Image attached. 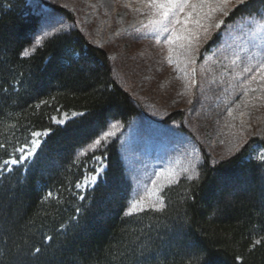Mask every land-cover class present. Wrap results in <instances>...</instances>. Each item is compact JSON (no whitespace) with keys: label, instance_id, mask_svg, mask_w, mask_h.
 Listing matches in <instances>:
<instances>
[{"label":"trees","instance_id":"trees-1","mask_svg":"<svg viewBox=\"0 0 264 264\" xmlns=\"http://www.w3.org/2000/svg\"><path fill=\"white\" fill-rule=\"evenodd\" d=\"M263 13L264 0H245L225 27ZM41 19L28 0H0V264H264V162L246 150L204 161L197 177L164 188L162 208L129 213L119 139L81 152L142 111L78 28L30 50ZM220 41L218 32L204 49ZM63 113L78 116L59 125ZM44 131L30 161L4 163ZM97 157L106 169L81 191Z\"/></svg>","mask_w":264,"mask_h":264},{"label":"rangeland","instance_id":"rangeland-1","mask_svg":"<svg viewBox=\"0 0 264 264\" xmlns=\"http://www.w3.org/2000/svg\"><path fill=\"white\" fill-rule=\"evenodd\" d=\"M28 3L42 16L30 50L54 33L78 28L107 53L114 81L142 111L127 127L110 123L100 143L81 152L119 139L132 184L129 213L141 210L132 209V202L141 197L142 210L162 208L164 188L181 177H197L204 161L217 164L244 150L253 159L264 153V71L260 70L264 64V13L225 27L230 12L241 4L233 0L224 11L213 13L212 19L202 20L209 26L207 35L194 23L177 24V34L189 39L170 45L165 39L168 33L154 32L150 26L155 15L148 0ZM180 18L183 21L185 13ZM196 18L194 13L192 19ZM218 21L222 23L214 26ZM218 32L220 43L205 50ZM76 116L63 113L54 121L64 125ZM45 137L33 136L32 140L39 139L41 144ZM31 148V142L23 147L19 163L11 164V159L9 168L30 161L35 154L26 159L21 156ZM105 167L104 159L97 157L95 172L84 178L79 189L94 187Z\"/></svg>","mask_w":264,"mask_h":264},{"label":"snow or ice","instance_id":"snow-or-ice-1","mask_svg":"<svg viewBox=\"0 0 264 264\" xmlns=\"http://www.w3.org/2000/svg\"><path fill=\"white\" fill-rule=\"evenodd\" d=\"M232 2L233 0H195V2H193V0H148V4L154 10L155 15V18L150 21V26L154 32L168 33L165 39L170 45L174 44L177 40L189 39L188 36H180L177 34V30L175 28V25L177 24L183 23L184 25H187L190 22L194 23L197 28L203 30L204 34L207 35L209 32V26L202 23V20L212 19L213 13L224 11V6L229 5ZM238 3H244V0H238ZM205 8H207V11H204ZM186 9H189V11L185 12ZM181 13H185L183 21L180 18ZM194 13L197 14L196 19H192ZM220 23H222V21H218L214 26L218 27ZM196 38H199L198 34H196ZM181 47H183V45H181ZM171 50L172 49L170 48V51ZM24 54L28 55L29 53L26 51ZM260 70L264 71V64L260 66ZM58 123H63V121H58ZM48 134V131L34 132L33 136L38 138L41 136H47ZM99 143V140L95 141V144L98 145ZM31 144L32 148L29 150L27 155H22L21 159H26L28 156L34 155L35 149L40 144V140L33 139ZM19 151L22 154L24 153L23 148L19 149ZM258 158L264 162V153L259 154ZM4 163L8 164L9 161H4ZM10 163L17 164L19 163V160L12 159ZM156 191L158 192L159 188H157ZM49 195H51V193H49ZM81 199H83V197H81ZM137 208H140L141 210L143 208L142 197L132 202V209ZM36 251L38 252L39 249Z\"/></svg>","mask_w":264,"mask_h":264}]
</instances>
